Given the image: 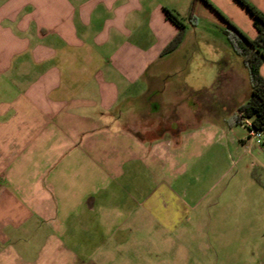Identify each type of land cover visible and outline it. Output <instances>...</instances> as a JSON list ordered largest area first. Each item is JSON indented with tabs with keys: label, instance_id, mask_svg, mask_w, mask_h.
<instances>
[{
	"label": "crops",
	"instance_id": "0c3cea01",
	"mask_svg": "<svg viewBox=\"0 0 264 264\" xmlns=\"http://www.w3.org/2000/svg\"><path fill=\"white\" fill-rule=\"evenodd\" d=\"M207 1L226 19L200 0L194 24L257 37L236 0ZM191 3L0 0V264H110L148 214L164 208L172 223L187 211L176 185L190 166V88L175 75ZM166 9L185 26L168 54L179 28ZM247 225L235 226L242 264H264V221Z\"/></svg>",
	"mask_w": 264,
	"mask_h": 264
},
{
	"label": "rangeland",
	"instance_id": "374dc122",
	"mask_svg": "<svg viewBox=\"0 0 264 264\" xmlns=\"http://www.w3.org/2000/svg\"><path fill=\"white\" fill-rule=\"evenodd\" d=\"M226 32L212 20L190 22L187 49L179 55L188 61L175 79L180 92L185 82L190 88V166L176 188L187 211L172 223H165L164 208L156 213L157 219L148 214L142 228L131 229L128 243L115 248L110 264L247 262L249 252L235 240V226L264 221V142L250 137L247 126L236 121L238 109L246 103L249 71L232 40L235 35ZM226 55L228 67L223 66ZM234 73L240 85L233 84ZM141 172L146 175V191L154 190L149 171ZM187 186L190 197L183 196ZM91 248L86 253L91 254ZM97 259L102 258L87 260L88 264H107Z\"/></svg>",
	"mask_w": 264,
	"mask_h": 264
},
{
	"label": "trees",
	"instance_id": "16d2710c",
	"mask_svg": "<svg viewBox=\"0 0 264 264\" xmlns=\"http://www.w3.org/2000/svg\"><path fill=\"white\" fill-rule=\"evenodd\" d=\"M198 1L200 0H192L189 9V20L191 23H194L195 20ZM203 1L218 12L223 19H226L209 1ZM236 1L250 14L253 19V26L257 31V37L251 40L232 26L238 35V37L234 36L232 40L244 58L251 83L250 97L238 109L239 116L236 118V121L239 125L247 126L249 132L255 131L262 138V132H264V78L260 74V66L264 60V13L248 0ZM165 11L167 19L179 28V34L164 51V54H168L176 50L182 42L185 26L175 14L167 9ZM227 35L230 36L229 33ZM262 140L264 142V137Z\"/></svg>",
	"mask_w": 264,
	"mask_h": 264
},
{
	"label": "built area",
	"instance_id": "2783aa9c",
	"mask_svg": "<svg viewBox=\"0 0 264 264\" xmlns=\"http://www.w3.org/2000/svg\"><path fill=\"white\" fill-rule=\"evenodd\" d=\"M247 124L249 125L248 122H247ZM249 136H250V137H257V138L259 139L258 142L261 143L260 140H262V138H261V136H260L259 134H257L255 131H250V132H249ZM262 141H263V140H262Z\"/></svg>",
	"mask_w": 264,
	"mask_h": 264
}]
</instances>
